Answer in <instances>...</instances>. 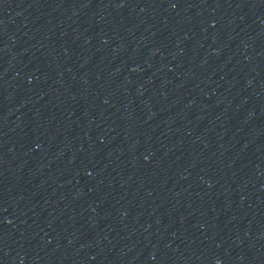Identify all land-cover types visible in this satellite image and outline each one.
I'll use <instances>...</instances> for the list:
<instances>
[{
  "label": "water",
  "instance_id": "1",
  "mask_svg": "<svg viewBox=\"0 0 264 264\" xmlns=\"http://www.w3.org/2000/svg\"><path fill=\"white\" fill-rule=\"evenodd\" d=\"M57 264H264V0H7Z\"/></svg>",
  "mask_w": 264,
  "mask_h": 264
}]
</instances>
